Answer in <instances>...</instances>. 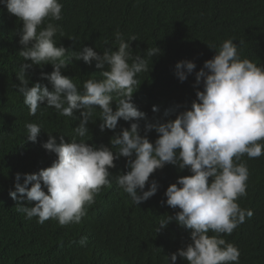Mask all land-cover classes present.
<instances>
[{
  "label": "trees",
  "instance_id": "obj_1",
  "mask_svg": "<svg viewBox=\"0 0 264 264\" xmlns=\"http://www.w3.org/2000/svg\"><path fill=\"white\" fill-rule=\"evenodd\" d=\"M60 3L62 19L51 22L59 29L54 37L56 45L69 49L68 56L84 46L100 53L107 48L118 50L117 31L126 41L136 37L131 43L133 55L146 59L149 69L137 75L141 85H137L139 89L133 95L138 110L146 114V119L139 121L141 135L145 124L174 121L179 113L191 110L195 92L203 90L202 85L194 87L196 72L216 55L207 45L214 44L218 51L225 40L232 39L239 47L241 59L264 67V0H60ZM21 27L22 22L0 5V264H168L166 256L191 243L190 231L175 222L157 233L161 220L179 211L167 206L165 192L179 177L191 175L187 169L181 172L166 165L157 170L150 177V182L158 183L156 195L136 206L116 183L115 176L128 171L126 158L122 157L110 169L111 187L101 189L79 224L61 226L53 219L40 224L38 218L27 219L26 214L17 212L16 202L9 196L15 190V175L38 173L56 159L55 154L42 147L48 134L56 136L57 143L59 135H63L67 142H72L75 136L77 142L83 139L96 147H110V139L122 129L130 128L131 123L120 120L115 132L107 129L101 132L97 109L87 125L89 134L81 138L73 131L79 120L61 116L54 108L41 106L35 116L30 115L18 91L22 85L17 75L25 62L19 54L17 33ZM154 47L160 49V54L148 57L147 50ZM181 61L196 64L183 83L174 74L175 65ZM52 71L51 65L33 66L27 71L29 86L39 82L51 90L41 74ZM62 71V75L73 78L81 92L87 79L92 76L102 79V69H97L95 62L90 66L82 60H73ZM154 106L159 109L156 113L152 111ZM112 107L115 111V102ZM27 123L41 127L35 143L27 141ZM148 138L154 143L158 134L153 130ZM240 162L246 165L249 177L247 194L237 203L253 215L246 217L231 235L221 234L220 238L239 250V264H264V155L250 159L245 154ZM82 238H86L84 244L80 243ZM176 264L187 262L178 256Z\"/></svg>",
  "mask_w": 264,
  "mask_h": 264
},
{
  "label": "clouds",
  "instance_id": "obj_2",
  "mask_svg": "<svg viewBox=\"0 0 264 264\" xmlns=\"http://www.w3.org/2000/svg\"><path fill=\"white\" fill-rule=\"evenodd\" d=\"M0 5L22 22L17 33L19 54L31 63L20 66L17 79L22 86L18 91L30 115L35 116L41 106L54 108L61 116L79 120L73 131L81 138L89 134L87 125L97 109L101 132H115L120 120L131 122L130 128L110 139V147H96L83 139L77 142L75 136L67 142L63 135L57 143V137L48 134L42 147L56 159L38 173L15 175V190L9 196L16 202L17 212L26 214L27 219L38 218L40 224L49 219L61 226L79 224L101 189L111 187L110 169L122 157L128 171L116 175V183L138 206L158 191V183L150 182V177L171 165L181 172L187 169L191 175L179 177L167 188V206L179 211L161 220L157 233L175 222L190 231L191 243L166 256L168 264H176L178 256L187 264H239V250L220 237L231 235L253 215L237 200L246 196L249 177L241 157L264 155V67L241 59L232 39L225 40L218 51L214 44L207 45L216 55L196 72L194 87L202 85L203 90L195 92L191 110L179 113L174 121L147 123L141 135L139 121L145 120L146 114L138 110L133 95L141 85L137 75L149 69L146 59L133 55L135 36L126 41L117 31L118 50L107 48L100 53L84 46L68 56L69 49L56 45L54 37L59 29L51 22L62 19L60 0H0ZM159 54L157 47L147 50L148 57ZM73 60L90 66L95 62V67L102 69V79H87L81 92L73 78L62 75ZM40 65L53 68L50 74H41L51 90L39 82L29 86L27 71ZM195 69L194 62L181 61L175 65L174 74L183 83ZM152 111L159 109L154 106ZM25 127L27 141L37 142L40 125L27 123ZM153 130L158 134L154 143L148 138ZM113 147L118 150L113 152Z\"/></svg>",
  "mask_w": 264,
  "mask_h": 264
}]
</instances>
